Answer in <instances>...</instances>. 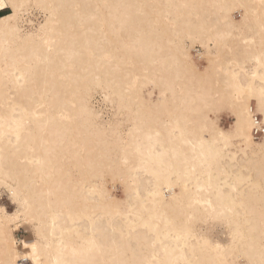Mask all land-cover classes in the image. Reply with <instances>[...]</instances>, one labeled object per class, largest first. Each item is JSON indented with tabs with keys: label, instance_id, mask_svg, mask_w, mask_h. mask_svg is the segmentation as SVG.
<instances>
[{
	"label": "bare ground",
	"instance_id": "obj_1",
	"mask_svg": "<svg viewBox=\"0 0 264 264\" xmlns=\"http://www.w3.org/2000/svg\"><path fill=\"white\" fill-rule=\"evenodd\" d=\"M30 9L45 19L24 32ZM7 10L0 187L17 209L0 206V264H264V0H0ZM225 107L232 131L213 117ZM21 222L33 240L16 238Z\"/></svg>",
	"mask_w": 264,
	"mask_h": 264
},
{
	"label": "rangeland",
	"instance_id": "obj_2",
	"mask_svg": "<svg viewBox=\"0 0 264 264\" xmlns=\"http://www.w3.org/2000/svg\"><path fill=\"white\" fill-rule=\"evenodd\" d=\"M9 12H10V10H7L5 12H0V16H3ZM241 14H240V12L234 13L235 19L241 20L240 19ZM44 19H45V14L42 11H40L38 9H30L29 12L26 13L22 17L21 29L24 32H31L34 29H36L38 27V25L44 21ZM192 53H193L195 58L198 57V53L196 50H192ZM201 65H202L201 67H203L206 65V63L202 62ZM144 95L146 98H150V97H153V99L156 98V93L153 92L152 89L149 87H146L144 89ZM106 104L107 103L104 102L103 96L100 94H96L95 99L93 100V105H94L96 110L101 112L103 121H108V119L111 117V114L113 113V109L111 108V106H109L108 104L106 105ZM102 106H104V107H102ZM210 109H212V107ZM257 116H260L262 118V120H264L262 115H257ZM213 117H214V119H216L218 125L223 130L232 131V129L234 127L235 117H234V114L232 113V111L230 109H228L227 107L222 108L220 110V112L216 113ZM263 141H264V136L260 140L255 139V142L257 144H261ZM112 193L117 198H123L124 197L123 189L119 184L116 185L115 190L112 189ZM0 206L5 207L9 213H14L15 210L17 209L16 204L11 199V195H10L9 191L5 187H0ZM20 225H21V227H19L18 231L15 232L16 238L21 240V241L33 240L34 239V231H33L32 225L28 224L26 222H21Z\"/></svg>",
	"mask_w": 264,
	"mask_h": 264
},
{
	"label": "built area",
	"instance_id": "obj_3",
	"mask_svg": "<svg viewBox=\"0 0 264 264\" xmlns=\"http://www.w3.org/2000/svg\"><path fill=\"white\" fill-rule=\"evenodd\" d=\"M253 136L256 140H260L264 136V122L260 116L254 117ZM22 264H31L28 260Z\"/></svg>",
	"mask_w": 264,
	"mask_h": 264
}]
</instances>
